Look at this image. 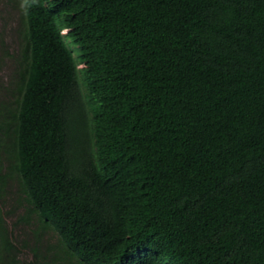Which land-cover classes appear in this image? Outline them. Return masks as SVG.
<instances>
[{"label":"trees","instance_id":"obj_1","mask_svg":"<svg viewBox=\"0 0 264 264\" xmlns=\"http://www.w3.org/2000/svg\"><path fill=\"white\" fill-rule=\"evenodd\" d=\"M8 2L0 264H264V0Z\"/></svg>","mask_w":264,"mask_h":264},{"label":"rangeland","instance_id":"obj_2","mask_svg":"<svg viewBox=\"0 0 264 264\" xmlns=\"http://www.w3.org/2000/svg\"><path fill=\"white\" fill-rule=\"evenodd\" d=\"M20 21V14L17 11L16 7H12V4L8 2V0H0V41L1 39L4 41L5 49L7 51H11L16 48L17 37L15 35V29H17ZM0 51L1 42H0ZM77 55V53H76ZM10 62L7 60H0V86L7 85L10 80ZM0 96L2 97V93L0 92ZM6 203H9L8 198L5 199ZM48 242L50 245L55 244L57 242V238L55 237L54 232L49 234ZM46 247V246H45ZM22 257L29 261L32 259V256L28 252H23ZM49 258H45V262L50 264Z\"/></svg>","mask_w":264,"mask_h":264}]
</instances>
